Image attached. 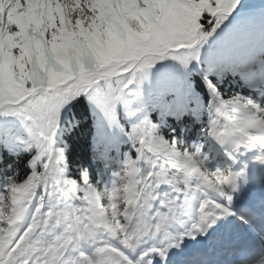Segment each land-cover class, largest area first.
<instances>
[{"label": "snow or ice", "instance_id": "1", "mask_svg": "<svg viewBox=\"0 0 264 264\" xmlns=\"http://www.w3.org/2000/svg\"><path fill=\"white\" fill-rule=\"evenodd\" d=\"M0 264H264V0H0Z\"/></svg>", "mask_w": 264, "mask_h": 264}]
</instances>
